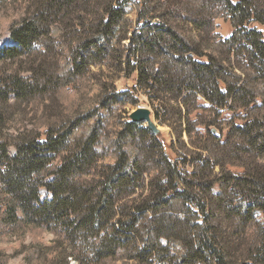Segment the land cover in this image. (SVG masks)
Masks as SVG:
<instances>
[{"label": "trees", "instance_id": "16d2710c", "mask_svg": "<svg viewBox=\"0 0 264 264\" xmlns=\"http://www.w3.org/2000/svg\"><path fill=\"white\" fill-rule=\"evenodd\" d=\"M0 16V239L18 243L0 264H264V0H0ZM138 91L167 146L129 119Z\"/></svg>", "mask_w": 264, "mask_h": 264}, {"label": "rangeland", "instance_id": "374dc122", "mask_svg": "<svg viewBox=\"0 0 264 264\" xmlns=\"http://www.w3.org/2000/svg\"><path fill=\"white\" fill-rule=\"evenodd\" d=\"M126 10L128 11L129 19H131L133 21V19L135 18V10H134L133 6L131 4H127ZM4 23H5V19L0 16V44L3 43V42H7L8 41L7 40V33L4 30ZM216 25H217L216 31L222 37H226L231 31V27H230L229 22L227 20H225L223 17H219V18L216 19ZM134 77H135L134 74H131L128 77L123 75V74H121L115 81L116 89L117 90H123V89H126V88H130L131 86L134 85ZM135 97L137 99L136 103L125 106L126 107V111H127V115H129L130 112H132L134 109L139 108V107H146V108L150 109V111L154 114V111H153L152 107L146 101L147 98L142 92L138 91L136 93ZM199 103L201 105H204V106L207 105L202 100H200ZM194 115L195 114H193L191 116V118H194ZM231 115L232 114L230 112L226 111V110L220 112L219 121L217 122L216 126H214L215 135L222 134V137H224V135H225V133L227 131V128H226L227 122L230 119ZM153 121L155 122V124L157 125V127L160 130V133H159L160 139L167 146L168 142L170 140V138H169V133H170L169 127L159 124L155 120L154 117H153ZM235 123L236 124H240V122L237 121V120L235 121ZM141 125L147 127L144 124H141ZM200 130L204 131L202 128H200ZM183 139H184L185 142L188 141L185 134H183ZM187 169H189L188 166H187ZM33 237L37 238V235H27V237L25 239V243L29 242L31 240V238H33ZM38 239L43 241V242H48L51 239V234L46 233V232L39 233L38 234ZM17 244L18 243L15 241L14 238H8L7 237V238H1L0 239V248L4 249L5 252L8 255L12 253V250L17 246ZM175 250L176 251H181V248L179 247V245H176ZM8 264H24V262H23L21 256H17V257L10 258L9 261H8Z\"/></svg>", "mask_w": 264, "mask_h": 264}, {"label": "water", "instance_id": "95a60500", "mask_svg": "<svg viewBox=\"0 0 264 264\" xmlns=\"http://www.w3.org/2000/svg\"><path fill=\"white\" fill-rule=\"evenodd\" d=\"M153 117H154V114L150 111V109L146 107L136 108L132 112L129 113L130 120L146 125L147 128L153 133H159L160 130L155 124V122L153 121ZM212 132H214L213 129H212Z\"/></svg>", "mask_w": 264, "mask_h": 264}]
</instances>
